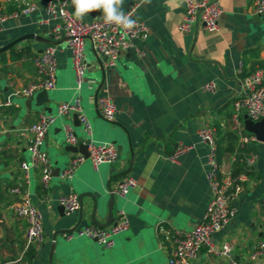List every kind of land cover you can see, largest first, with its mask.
<instances>
[{
  "label": "crops",
  "instance_id": "obj_1",
  "mask_svg": "<svg viewBox=\"0 0 264 264\" xmlns=\"http://www.w3.org/2000/svg\"><path fill=\"white\" fill-rule=\"evenodd\" d=\"M58 1H65L73 15L71 0ZM216 1L222 10L218 31L198 26L183 34L177 30L183 0L148 4L123 0L124 13L134 8L135 19L146 24L148 35L134 39L113 69H105L103 59L85 44L87 70L82 83L86 91L82 96L81 87L76 89L66 40L50 33L48 0H0V12L16 9L4 13L8 18L0 22V48L25 34L36 38L6 50L0 60V264H168L176 240L203 220L211 198L206 181L209 147L197 135L204 125L214 131L217 148H221L222 172H232L239 155L249 160L246 181L235 202L237 213L214 233L213 242L229 244L230 258L238 264H252L250 254L264 240V143L256 139L242 143L238 135L234 151L226 148L227 135L234 132L233 104L241 98L249 75L256 68L264 71V13H254V0ZM24 2L33 3L35 10L23 13ZM101 16L102 10H94L82 21ZM48 46L55 50V87L46 91L47 102L36 106L38 93L26 98L21 91L38 81L33 58ZM209 82L216 85L211 93L202 89ZM99 96H108L114 103L113 123L100 117L95 105ZM76 99L90 124V134L75 125L72 116L57 117L44 142L52 168L47 188H42L36 169L29 170L27 184L23 183L20 163L29 161L27 128L40 113L54 115L59 104ZM244 116L241 110L242 127ZM65 126L76 136V146L66 145ZM88 142L114 144L117 159L97 169L86 161L71 180L62 181L59 173L71 158L85 152ZM179 143L193 148L177 163H170L167 156ZM243 146L248 153L240 152ZM124 176L133 178L136 187L125 197H115L112 222L121 211L129 219V228L114 237V246L106 249L82 237L66 240L63 233L76 225V229L95 225L94 207L93 218L105 224L108 189L113 190ZM18 185H23L42 215L44 238L35 249H25L26 222L13 213L17 198L9 190ZM70 193L83 197L81 218L78 212L64 216L58 205L59 197ZM89 195L96 198V204ZM191 264H230V259L208 255L202 247Z\"/></svg>",
  "mask_w": 264,
  "mask_h": 264
},
{
  "label": "built area",
  "instance_id": "obj_2",
  "mask_svg": "<svg viewBox=\"0 0 264 264\" xmlns=\"http://www.w3.org/2000/svg\"><path fill=\"white\" fill-rule=\"evenodd\" d=\"M22 1V0H21ZM184 12L177 30L180 33H189L198 26L207 32L218 31V22L222 14L219 3L216 0H183ZM22 12L28 13L35 10L33 3L24 2ZM253 11L255 14L264 13V0H254ZM135 9H128L125 14L137 21L136 27L131 31L121 29L116 25L104 23L103 16L91 22L76 20L68 11L65 1L48 0L46 14L52 25L50 33L55 39L63 38L71 52L73 70L75 74L76 89L79 90L87 70L84 49L85 44L103 59L105 69H113L122 53L131 47L134 39H145L148 35V27L144 22L134 17ZM8 18L7 14H0V22ZM47 24V22H44ZM33 63L38 75V81L28 84L22 91L23 97L29 98L41 91L53 90L56 81V59L53 47H46L40 54L33 58ZM216 85L209 82L203 85L205 92L211 93ZM95 105L100 117L113 123L116 116V107L108 96H99L95 99ZM232 122L234 131L239 135L242 143L255 140L251 134L244 132L239 121V112L243 110L245 116L252 122H258L264 117V71L256 68L250 75L241 98L233 104ZM82 126L87 135L90 134V124L83 114L80 101L72 103H61L56 108V114L40 113L37 120L28 128L29 141L27 152L28 162H21L20 169L23 173L22 182L27 184L28 172L36 169L40 174L42 188H47L52 176V168L47 155L42 149L46 134L57 117L73 116ZM64 141L68 146H76L78 141L70 127H64ZM197 135L202 143L209 147L206 160V181L211 192V198L207 204L203 220L194 226L187 234L178 237L176 246L168 258V264H191L203 247L208 255L225 257L230 259V264H238L231 260L232 247L229 244L216 246L213 242L214 233L224 228L235 217L237 208L235 202L242 190V184L246 181L244 174L232 175L221 171L220 164L216 157V144L214 131L207 125L202 126ZM86 145L87 157L76 154L70 159L67 166L59 173L62 181H69L73 178L76 169L86 161L97 169L99 165L111 164L118 156V149L112 143L94 144L88 142ZM193 148L192 145L177 144L167 160L170 163H177L179 157ZM249 160L246 162L248 164ZM136 187V181L129 177H122L112 193L118 197H125L130 190ZM9 193L17 200L13 206V213L17 218L24 219L25 249L38 248L43 242L44 233L42 215L31 203L28 192L23 185H18L9 190ZM58 205L63 209L64 216L77 213L80 209V199L75 193L61 196ZM129 228V219L121 211L117 213V219L106 227L91 225L81 227L73 231L63 233L66 240L82 237L95 241L106 249L114 246V237L124 233ZM264 238V232H263ZM264 258V240L256 246L250 254L252 264H260Z\"/></svg>",
  "mask_w": 264,
  "mask_h": 264
},
{
  "label": "water",
  "instance_id": "obj_3",
  "mask_svg": "<svg viewBox=\"0 0 264 264\" xmlns=\"http://www.w3.org/2000/svg\"><path fill=\"white\" fill-rule=\"evenodd\" d=\"M36 40V38L34 37L33 34H25L22 35L20 37H18L17 39L11 41L10 43L6 44L5 46L0 48V54L5 52L6 50L12 48L13 46H15L16 44L25 41V40ZM48 100L47 98V92L46 91H41L36 95V106H42L44 103H46ZM73 122L75 125L80 126V122L77 119L76 115L72 116ZM243 128L244 130L249 133L254 135L255 139L257 142L260 143H264V117L259 120L258 122H252L251 120H249L246 116H244L243 118ZM72 147V146H71ZM85 152L84 153H79L84 155L85 157H87V152H86V145L83 146ZM108 193H109V197H108V202H107V218H106V222L103 225H100L98 222L95 221V219L93 218L94 215V211H95V207L93 208V214H92V222L93 224L100 226V227H106L108 226L114 219L113 217V205H114V200H115V195L112 193V190L109 188L108 189ZM88 197H91V199L93 200V202H95L96 204V198L89 195ZM82 196H79L80 199V209L78 211V215L79 218H81L82 215ZM96 206V205H95ZM62 213H63V209L60 207ZM78 227V225H76L73 229H71L70 231L75 230Z\"/></svg>",
  "mask_w": 264,
  "mask_h": 264
},
{
  "label": "clouds",
  "instance_id": "obj_4",
  "mask_svg": "<svg viewBox=\"0 0 264 264\" xmlns=\"http://www.w3.org/2000/svg\"><path fill=\"white\" fill-rule=\"evenodd\" d=\"M141 4H148L151 0H140ZM74 7L73 16L76 20H82L84 15L94 10L103 11L105 24L131 31L137 25V21L130 15H126L121 8L123 0H71Z\"/></svg>",
  "mask_w": 264,
  "mask_h": 264
},
{
  "label": "trees",
  "instance_id": "obj_5",
  "mask_svg": "<svg viewBox=\"0 0 264 264\" xmlns=\"http://www.w3.org/2000/svg\"><path fill=\"white\" fill-rule=\"evenodd\" d=\"M14 11H16V9L14 7H11V8H7L4 13L10 14V13H12ZM4 13L0 12V14H4ZM3 57H4V53H1L0 54V60L3 59ZM15 58H16V56H12V59H15ZM227 139H228L227 141H228L229 145L226 148V150L229 151V152H232V151H234L233 143L238 140V135H237V133L235 131L231 132V133H228ZM215 144H216V141H215ZM239 150H240V152H243V154L249 152V150L246 149L244 146L241 149L239 148ZM223 151L224 150H222V152ZM220 152H221V148H217V144H216V157H217L218 163L220 162V157H221ZM230 173L232 175H234V176L239 175V174H248V171H247V168H246V162H245V159H244L243 155H239L237 157V160L234 163V168L232 169V172H230ZM28 254H29L28 255L29 259H31L32 256H33L31 251L28 252Z\"/></svg>",
  "mask_w": 264,
  "mask_h": 264
},
{
  "label": "rangeland",
  "instance_id": "obj_6",
  "mask_svg": "<svg viewBox=\"0 0 264 264\" xmlns=\"http://www.w3.org/2000/svg\"><path fill=\"white\" fill-rule=\"evenodd\" d=\"M87 52L85 51V49H84V54L87 56V54H86ZM85 84L84 83H82V85H81V90H80V92H79V94L80 95H82V96H85ZM82 106H84V103L82 104ZM56 114V108L54 109V115ZM42 149L43 150H45V145H43V147H42ZM29 154L27 153V156H28ZM50 160V159H49Z\"/></svg>",
  "mask_w": 264,
  "mask_h": 264
}]
</instances>
